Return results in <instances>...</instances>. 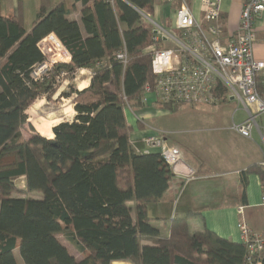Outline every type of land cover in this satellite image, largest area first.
Wrapping results in <instances>:
<instances>
[{
  "label": "trees",
  "instance_id": "obj_1",
  "mask_svg": "<svg viewBox=\"0 0 264 264\" xmlns=\"http://www.w3.org/2000/svg\"><path fill=\"white\" fill-rule=\"evenodd\" d=\"M75 6L42 0L30 30L23 17L0 12V264H246L247 248L206 229L191 233L194 211L171 221L170 237L153 224L149 198L170 188L172 169L158 151L138 148L126 108L145 104L154 86L151 27L140 9L155 0H74ZM55 34L69 62L43 77L33 69L46 60L41 42ZM126 50L123 64L117 54ZM90 69V83L76 93L73 121L54 128V138L34 130L25 138L28 108L57 91L61 73ZM263 95L264 85L259 83ZM176 111L183 104L162 103ZM264 181V170L255 166ZM249 171V170H248ZM25 177V189L16 180ZM26 194L15 197L16 192ZM39 192L40 197L31 194ZM245 201V194H243ZM63 234L82 254L78 260L58 239Z\"/></svg>",
  "mask_w": 264,
  "mask_h": 264
},
{
  "label": "crops",
  "instance_id": "obj_2",
  "mask_svg": "<svg viewBox=\"0 0 264 264\" xmlns=\"http://www.w3.org/2000/svg\"><path fill=\"white\" fill-rule=\"evenodd\" d=\"M61 2H66L69 7L74 5L75 11L68 17L81 21V1L51 0L54 5ZM230 2L224 3L226 25ZM41 4L42 0H0V12L9 17L21 14L26 29L30 30ZM156 8H159L156 19L162 22L169 21L175 12V7L161 0L155 3L153 12ZM237 20L239 23V17ZM255 32L253 55L257 60H264V14L255 18ZM51 40L61 43L56 36ZM262 97L264 99V88ZM144 103L142 108L127 107L125 110L127 122L132 126V141L138 148H145V136L161 131L167 133V141L181 149V169L189 172L188 175L173 173L170 188L162 197L144 201L153 224L160 229L162 236L170 237L171 221L186 216L190 211L199 213L189 218L191 233L210 229L223 238L240 243L238 224L242 219L253 230L264 233V181L254 170L255 166L264 170V112L258 115L252 136L246 137L231 128L234 123L248 118L246 108L236 100L218 104H183L172 111L159 105L154 93H149ZM178 113L191 123L190 127L174 128L161 120ZM152 151H158V148H152ZM241 205L244 206L243 216L238 211ZM82 258L81 255L78 260ZM113 264L132 263L114 261Z\"/></svg>",
  "mask_w": 264,
  "mask_h": 264
},
{
  "label": "built area",
  "instance_id": "obj_3",
  "mask_svg": "<svg viewBox=\"0 0 264 264\" xmlns=\"http://www.w3.org/2000/svg\"><path fill=\"white\" fill-rule=\"evenodd\" d=\"M161 1L175 7L169 21H158L148 10H139L153 33L154 43L150 49L152 71L156 76L153 87L146 85L143 100L146 101L149 93H154L157 102L173 104H218L236 100L246 108L248 118L234 123L231 128L251 137L258 115L264 112V99L258 89L260 82L264 85V60H257L253 55L257 38L255 18L264 14V0H242L235 31L227 27L223 18L227 0ZM54 36L50 34L42 42L47 43ZM61 54L60 58L48 61L46 57L37 64L33 76L41 78L55 64L69 62L70 55L63 45ZM117 58L126 64L127 51H119ZM166 136L163 131L145 136V149L158 148L173 173L188 175L189 172L181 169L180 147L169 143ZM238 211L243 216L244 206H239ZM238 226L241 241L247 248L246 264H264V233L253 230L243 219Z\"/></svg>",
  "mask_w": 264,
  "mask_h": 264
},
{
  "label": "rangeland",
  "instance_id": "obj_4",
  "mask_svg": "<svg viewBox=\"0 0 264 264\" xmlns=\"http://www.w3.org/2000/svg\"><path fill=\"white\" fill-rule=\"evenodd\" d=\"M159 2L160 0H155ZM241 1L242 0H231L229 5V12L227 14V25L231 29L237 26L238 17L241 9ZM155 2V3H156ZM160 4V3H159ZM197 10V7H196ZM153 13L152 16L156 19L159 14V8H156V11H150ZM167 26L170 27V23H167ZM47 43H41L42 49L46 54L47 60L50 61L53 58H60L62 56V45L59 42H54L52 40H47ZM59 60V59H57ZM92 76V70L85 69L84 72L78 70L74 75H69L67 73H61L58 76L57 82V91L51 97L47 95H41L36 101L41 100L40 107L37 110V116H33L29 112V108L36 102H34L27 110L28 120L27 123L22 127V134L25 138H29L33 135L34 130L41 133L39 130V125H41V119H47L49 121L53 120V127L60 122L63 121H73L76 112L74 109V99L76 97V93L73 90L81 88H85L87 83H90V79ZM188 107V106H186ZM182 112V111H181ZM163 123L168 124L169 126H173L174 128H182V127H190L191 123L182 117V114L178 113L177 115H171L170 117H165L161 119ZM161 122V123H162ZM38 125V126H37ZM16 184L19 188L25 189L26 180L25 177H21L16 180ZM26 194L13 193V196L19 197L24 196ZM34 197L42 196L39 192H34L31 194ZM58 239L67 246L68 250L76 256L77 259L82 255L69 241L65 239L63 234H57ZM16 256L19 260L20 264H25L19 250H16ZM131 262V261H129ZM132 263V262H131ZM133 264V263H132Z\"/></svg>",
  "mask_w": 264,
  "mask_h": 264
},
{
  "label": "bare ground",
  "instance_id": "obj_5",
  "mask_svg": "<svg viewBox=\"0 0 264 264\" xmlns=\"http://www.w3.org/2000/svg\"><path fill=\"white\" fill-rule=\"evenodd\" d=\"M40 102H41V100L36 101L29 108V112L33 116H37V110L40 107ZM52 122H53V120L49 121L47 119H41V123H40L41 125H39V130H41L42 135L47 137V138H54L55 137V133L53 132V123Z\"/></svg>",
  "mask_w": 264,
  "mask_h": 264
},
{
  "label": "water",
  "instance_id": "obj_6",
  "mask_svg": "<svg viewBox=\"0 0 264 264\" xmlns=\"http://www.w3.org/2000/svg\"><path fill=\"white\" fill-rule=\"evenodd\" d=\"M70 59H71V57H70ZM69 61H70V60H69ZM55 126H56V125H55ZM55 126H54V127H55ZM54 127H53V128H54Z\"/></svg>",
  "mask_w": 264,
  "mask_h": 264
}]
</instances>
